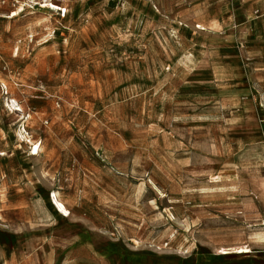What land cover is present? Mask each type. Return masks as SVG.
<instances>
[{
    "label": "rangeland",
    "instance_id": "rangeland-1",
    "mask_svg": "<svg viewBox=\"0 0 264 264\" xmlns=\"http://www.w3.org/2000/svg\"><path fill=\"white\" fill-rule=\"evenodd\" d=\"M25 1L0 7V224L72 264H264L257 0Z\"/></svg>",
    "mask_w": 264,
    "mask_h": 264
},
{
    "label": "crops",
    "instance_id": "crops-1",
    "mask_svg": "<svg viewBox=\"0 0 264 264\" xmlns=\"http://www.w3.org/2000/svg\"><path fill=\"white\" fill-rule=\"evenodd\" d=\"M257 4L259 8L264 10V0H257ZM260 53L264 57V48ZM0 200L2 212L5 215L9 214L10 208L14 210L20 208L19 205L9 206L8 196L6 198L1 197ZM11 225L0 224V264H72L71 260L67 259L59 261L41 259L40 251L35 248L30 250L23 239V234L17 229V225Z\"/></svg>",
    "mask_w": 264,
    "mask_h": 264
},
{
    "label": "bare ground",
    "instance_id": "bare-ground-1",
    "mask_svg": "<svg viewBox=\"0 0 264 264\" xmlns=\"http://www.w3.org/2000/svg\"><path fill=\"white\" fill-rule=\"evenodd\" d=\"M23 6V5H22ZM50 7H52L50 10H56V9H59V7L60 6H58V4H53V6H50ZM24 10V8H22V7H20L19 9H18V11L19 12H22ZM43 18V17H42ZM41 20V19H40ZM42 21V20H41ZM36 22V21H35ZM45 22V21H44ZM33 23V22H32ZM198 27L200 28V29H203V30H206V28H205V26L204 25H202L201 23L198 25ZM9 100V99H8ZM10 101V100H9ZM12 101H14V102H16V100H12ZM10 103H11V101H10ZM7 104H8V102H7ZM14 105V104H13ZM16 105H17V103H16ZM11 106V105H10ZM9 106V107H10ZM20 106V105H19ZM13 107V106H12ZM14 107H15V105H14ZM13 107V108H14ZM11 110V109H10ZM16 111H22V108L21 107H16V109H15ZM14 112V111H13ZM12 112V113H13ZM23 113V112H22ZM15 114V113H14ZM14 116V115H13ZM29 116V115H28ZM23 131H25V129L23 128V127H20V129H19V135L20 136H22L23 137ZM152 181V180H151ZM153 182V181H152ZM155 183V182H154ZM156 186V185H155ZM54 201L55 202H57V199H56V196H54ZM251 252H253V249H252V247H249V246H247V245H238V246H231V247H226V248H223V249H221L220 250V254H224V255H228V254H232V253H236V254H238V253H251Z\"/></svg>",
    "mask_w": 264,
    "mask_h": 264
},
{
    "label": "built area",
    "instance_id": "built-area-1",
    "mask_svg": "<svg viewBox=\"0 0 264 264\" xmlns=\"http://www.w3.org/2000/svg\"><path fill=\"white\" fill-rule=\"evenodd\" d=\"M10 0H0V7L9 4ZM12 2L16 3L17 0H12ZM25 4L28 6L31 5H40L41 7L53 6V0H26ZM52 8V7H51ZM62 9V8H61ZM64 11V9H62Z\"/></svg>",
    "mask_w": 264,
    "mask_h": 264
}]
</instances>
